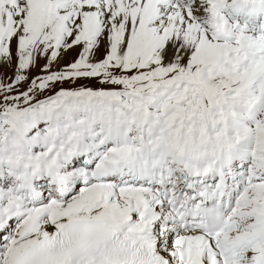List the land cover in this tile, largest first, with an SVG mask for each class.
Here are the masks:
<instances>
[{
	"label": "snow or ice",
	"instance_id": "obj_1",
	"mask_svg": "<svg viewBox=\"0 0 264 264\" xmlns=\"http://www.w3.org/2000/svg\"><path fill=\"white\" fill-rule=\"evenodd\" d=\"M0 264H264V0H0Z\"/></svg>",
	"mask_w": 264,
	"mask_h": 264
}]
</instances>
